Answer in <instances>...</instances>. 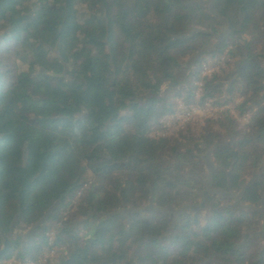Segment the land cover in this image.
<instances>
[{"label": "trees", "instance_id": "16d2710c", "mask_svg": "<svg viewBox=\"0 0 264 264\" xmlns=\"http://www.w3.org/2000/svg\"><path fill=\"white\" fill-rule=\"evenodd\" d=\"M263 208L264 0H0V264H264Z\"/></svg>", "mask_w": 264, "mask_h": 264}, {"label": "rangeland", "instance_id": "374dc122", "mask_svg": "<svg viewBox=\"0 0 264 264\" xmlns=\"http://www.w3.org/2000/svg\"><path fill=\"white\" fill-rule=\"evenodd\" d=\"M221 27H222V30L221 32H223V35L224 37H226V39L231 36V35H234L236 32L235 31H230L229 29L226 28V24H221ZM241 39L245 42L248 41L247 39V36L241 34ZM225 39V40H226ZM207 66H205L204 68H202V73L200 75V79L203 80L205 77H209L211 74L215 73L217 71V68L213 67L212 63L210 61L207 62ZM205 70V71H204ZM204 71V72H203ZM210 73V74H209ZM200 83V81H199ZM199 83H196V84H199ZM200 85V84H199ZM239 99V98H238ZM237 99V100H238ZM236 100V101H237ZM236 104H238V102H235L234 104H230V105H227L225 106L224 108L222 109H216V108H211V111L209 110V113L208 114H203L204 117H206L203 122V125L204 127H201L200 129H197V128H194L195 132L197 134H199L200 132L205 134L206 136L208 134H211V135H215L219 140H221L222 142H226L229 140V138L231 137L230 136V132H229V135L227 134V132L225 131L224 127L220 124V122L222 120V123L224 124L225 123V120H227V118H230L229 115H235V111H234V107L236 106ZM183 107V106H181ZM229 114V115H228ZM228 115V116H226ZM200 116V115H199ZM201 117V116H200ZM227 117V118H226ZM232 119V118H231ZM234 121H235V125H233L237 130L241 131L243 134L247 133L249 130V128L251 127V124H250V120H251V114L250 115H245L243 117H237V115L234 117ZM210 123V124H208ZM127 132H129V129H126ZM164 136L170 138L171 140L173 139L174 140H177L179 135L177 136V134H171V133H164L163 134ZM206 148L203 147V150H205ZM202 159V162L204 164V168L206 169V178L204 180H199L198 176L196 174H193V173H190L192 175V177H195V178H198L199 181H201V183L205 186V191L204 189L202 190H199L198 193H200L201 197H203V199L206 198L207 194L211 193V183L210 182H207L208 181V175L210 173L209 169L212 171V174L214 172V160H213V152H212V149H206V152L201 155L200 157ZM192 162L194 163V161L192 160ZM174 163V162H173ZM184 169H190V168H185ZM189 171V170H188ZM208 172V173H207ZM251 181V180H250ZM234 201H237V199H234ZM149 206V207H148ZM146 208H147V211H148V214L150 215H155V214H174L175 216H177V212L173 211V210H167L168 207L165 206V205H162L160 203L159 200L155 201L153 204L150 203V205H148ZM204 206V203L201 202V205L199 208H191V207H188L189 210L191 211H197L199 210L200 208H202ZM188 209H185L186 211ZM261 210V209H260ZM263 211V214H264V208L262 209ZM123 214L125 215V213L123 212ZM50 257V255H48ZM47 258V254L45 255V259ZM11 263V261L9 262H5V264H9Z\"/></svg>", "mask_w": 264, "mask_h": 264}, {"label": "built area", "instance_id": "2783aa9c", "mask_svg": "<svg viewBox=\"0 0 264 264\" xmlns=\"http://www.w3.org/2000/svg\"><path fill=\"white\" fill-rule=\"evenodd\" d=\"M209 110L211 111L210 105L201 106L199 102L196 103V105L191 108L188 112H183L182 114H176L171 117L167 118V127L170 129V133L174 134L177 132L180 128H183L187 125H193V124H202L203 119L206 117L203 116V114H208ZM201 117H200V116ZM174 126V128L171 129V127ZM50 258L47 254V259ZM9 264H19L15 263L14 261H11ZM24 264H32L30 262H26Z\"/></svg>", "mask_w": 264, "mask_h": 264}, {"label": "water", "instance_id": "95a60500", "mask_svg": "<svg viewBox=\"0 0 264 264\" xmlns=\"http://www.w3.org/2000/svg\"><path fill=\"white\" fill-rule=\"evenodd\" d=\"M206 4H208L207 2H206ZM209 9H210V12H211V14L213 15V16H215V14H214V11L212 10V8H211V6H209ZM218 22L220 23V24H226V28L228 29V23L226 22V20H221V19H219L218 18ZM221 38H223V36L221 37ZM189 171V175L190 176H192L190 173H192V170L191 169H188ZM209 171H210V173H209V175H208V181L207 182H210L211 183V185H212V182H211V178H212V171L209 169ZM252 183V182H251ZM251 183L249 184V185H251ZM211 188H212V186H211ZM247 188V187H246ZM245 188V189H246ZM211 190V193L210 194H213V195H215V194H220V196H222V197H227L226 195H222L221 193H219V192H214V191H212V189H210ZM232 198H234V199H237L238 200V198H236L235 197V195L234 194H232ZM153 203V201L151 200V204ZM237 207H239L240 208V205L239 204H235ZM188 207H191V206H183L181 209H180V211L179 212H177L178 214L177 215H179V214H181V213H183V211H186L185 209H188ZM192 208V207H191ZM247 209H251L250 207H246ZM172 210V208L171 207H168V211L169 210ZM189 210V209H188ZM144 212H146V213H148V211H147V209L146 210H143ZM171 214V213H170ZM0 239L3 241V245H2V249L0 250V257L1 256H3V255H5L7 252H8V250L10 249V243H9V241L4 237V235L0 232Z\"/></svg>", "mask_w": 264, "mask_h": 264}]
</instances>
